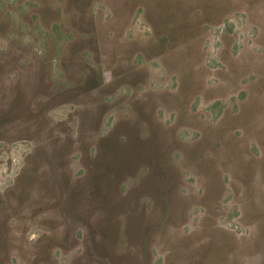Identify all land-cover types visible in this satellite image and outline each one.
<instances>
[{"label":"rangeland","instance_id":"374dc122","mask_svg":"<svg viewBox=\"0 0 264 264\" xmlns=\"http://www.w3.org/2000/svg\"><path fill=\"white\" fill-rule=\"evenodd\" d=\"M0 264H264V0H0Z\"/></svg>","mask_w":264,"mask_h":264}]
</instances>
